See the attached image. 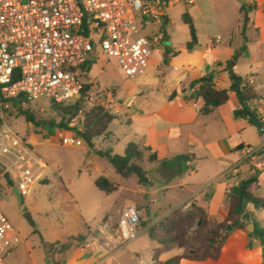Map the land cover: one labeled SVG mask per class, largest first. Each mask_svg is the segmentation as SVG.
I'll return each instance as SVG.
<instances>
[{
	"label": "crops",
	"instance_id": "0c3cea01",
	"mask_svg": "<svg viewBox=\"0 0 264 264\" xmlns=\"http://www.w3.org/2000/svg\"><path fill=\"white\" fill-rule=\"evenodd\" d=\"M242 2L239 6V23L235 29L242 39L232 35L221 37L212 34L208 27L200 33L193 15L190 14L196 29L197 45L189 51L187 44L191 37L181 44L168 31V26L173 25L170 11L162 24L146 26L141 32L143 35L151 37L162 34L163 42L155 47L144 75L135 80L126 77L119 81L126 95L123 104H120L118 88L114 87L116 108L110 112L114 113L115 117L118 113L122 114L131 130V135L122 144L123 154H117L113 147L107 146L108 143L114 144L109 136L101 138L100 146L96 145L97 140H94V148L87 146L88 154L94 155H98L97 151L108 150L113 154L124 155L131 142L150 148L151 151L145 152L142 162L148 184L152 188L158 186L156 191L179 192L182 198L178 206L191 202L194 207H199L205 212L210 224L222 223L228 219L233 188L253 175L258 176V182L253 185L251 191L264 198V143L259 127L251 125L248 120L235 117V111L241 107L235 92L230 94V99L225 105L216 108L211 114H203L201 109L204 102L198 97V87L193 84L201 78L214 76L217 89L234 87L227 65L239 52L233 70L244 84L248 85L249 79L254 78V84L248 86L255 91L258 99L250 102L249 106L252 110H259L264 120V102L257 103L264 101V0ZM243 5L249 10V23L244 35L241 13ZM218 37L221 40H217ZM244 46L246 48L242 50ZM91 71L88 72L87 80L96 82L91 76ZM175 92L177 95L171 99ZM35 141L37 143V139ZM247 147L258 151L257 160L245 158ZM151 154L156 155L153 162L149 160ZM184 163L187 171L183 168ZM145 164H148L149 168ZM253 167L255 170H252ZM153 203H158V199H153ZM128 207L140 206L129 204L118 213L119 216ZM141 207L143 209L139 210L144 215L145 222L156 218L158 211L149 204ZM246 212L252 215L254 223L264 229V210H256L253 205L248 204ZM113 226L114 224L106 222L107 235L98 232L103 237L100 243L90 244L87 236L84 244L78 246L75 243L66 254L56 255L55 260L61 264H112V258L107 254L105 245L122 242L121 232H114ZM250 234L247 224L245 229L232 230L214 258H181L179 262L172 263L176 257L188 253V246H172L167 251L168 258L165 263L264 264V242L252 238ZM20 238L22 242L21 234ZM67 240L47 243H65ZM19 250L18 245L11 257H17ZM155 259L159 260V255H156Z\"/></svg>",
	"mask_w": 264,
	"mask_h": 264
},
{
	"label": "built area",
	"instance_id": "2783aa9c",
	"mask_svg": "<svg viewBox=\"0 0 264 264\" xmlns=\"http://www.w3.org/2000/svg\"><path fill=\"white\" fill-rule=\"evenodd\" d=\"M179 1L0 0V169L5 168L0 179L10 190L17 187L22 197L28 195L44 166L32 144L7 122L17 110L13 102L18 99L28 106L47 98L75 105L82 100L78 111L81 120L94 108L114 110L116 89L87 80L88 72L82 68L90 63V57L99 60L103 56L115 59L129 80L144 75L164 36L149 37L141 32L146 26L166 21ZM185 3L190 5L193 0ZM253 84L254 78H250L248 85ZM85 85L91 90L83 96ZM254 111L261 120L259 133L264 143V120L259 110ZM78 125L61 130L63 145H83ZM245 155L246 159H258V151L249 147ZM179 209L191 212L194 205L188 202ZM143 217L137 207L122 211L118 226L124 242L138 238ZM20 242L16 226L0 207V264H8Z\"/></svg>",
	"mask_w": 264,
	"mask_h": 264
},
{
	"label": "rangeland",
	"instance_id": "374dc122",
	"mask_svg": "<svg viewBox=\"0 0 264 264\" xmlns=\"http://www.w3.org/2000/svg\"><path fill=\"white\" fill-rule=\"evenodd\" d=\"M242 4V0H193L192 4L187 5L185 0H180L170 10L173 25L168 26V31L178 43L183 44L190 40L189 27L182 19V15L189 12L193 15L200 33L208 27L212 34L221 37L232 35L242 39L241 34L235 30L239 23V6ZM89 64L92 65V78L108 88H118L120 104H123L126 95L119 81L126 76L117 61L103 56L99 60L90 57ZM28 107L37 125L29 123L19 108L7 122L19 136L32 144L34 153L44 166L40 172V180L34 183L29 194L23 197L22 205L0 179V207L13 221L22 237L18 256H10L8 264H51L43 241L64 242L72 235H86L90 244L100 243L103 237L98 232L107 235L106 222L114 224V232H120L118 213L129 204L140 206L137 207L140 210L143 209L141 206L149 204L158 214L153 220H142L140 234L136 240L126 243L122 239L121 243L105 245L107 254L112 258V264H162L168 258L167 251L182 242L188 246V252L194 249L200 254L204 253L209 226L201 227L200 223L188 227L186 216L190 212L181 209L177 210L174 217H168L183 206H178L182 198L179 192L156 191L158 186L152 188L149 184H142L137 177L128 180L122 178L99 155L88 154L85 143L80 147L63 145L59 139L61 130H67L71 124L78 122V127L81 130L84 128L85 120L78 118V114L72 121L66 119L68 128L60 130L57 125L51 127V122L59 123L60 118L52 109L50 99L42 98L29 102ZM130 135V126L122 114L118 113L108 132L96 139V145H101L103 136H109L114 144L108 143L107 146L113 147L117 154H123L122 144ZM145 166L149 168L148 164ZM101 176L117 183L118 192L111 195L101 192L95 186V180ZM155 198L158 203H153ZM158 217L161 218L153 223ZM159 222L160 232L156 236L164 238L171 231L170 236L172 235L175 242L169 240V244L161 245L149 238L148 230ZM156 255H159V260L155 259Z\"/></svg>",
	"mask_w": 264,
	"mask_h": 264
},
{
	"label": "trees",
	"instance_id": "16d2710c",
	"mask_svg": "<svg viewBox=\"0 0 264 264\" xmlns=\"http://www.w3.org/2000/svg\"><path fill=\"white\" fill-rule=\"evenodd\" d=\"M241 13L243 15L242 33L244 35L246 26L249 23V10L245 5L241 7ZM182 19L184 23L188 25L190 30L191 41L187 44V49L192 51L197 45L196 29L193 25L189 12L184 13L182 15ZM245 48L246 46H244L242 50H245ZM166 54H168V51ZM238 58L239 52L234 55L231 61L228 62L227 69L232 83L240 87L245 86V90H237L236 87H232L230 89H217L214 83V76H208L196 80L193 84L194 86L198 87V97L204 102L201 112L206 115L211 114L216 108L225 105L230 99V94L235 92L241 106L240 109L235 111V117L238 119L248 120L251 125L260 127L261 120L256 114V111L252 110L249 106L250 102L258 99V96L251 87L242 82V79L233 70ZM167 61L168 60L166 56L165 63H167ZM82 70L90 72L92 70V65L88 63L82 68ZM89 90H91V86L85 85L83 96ZM176 95L177 93L175 92L171 96V99H173ZM81 104L82 100L75 105L57 104L52 102V109L59 116L60 122L54 123V121H52L51 127L57 125L60 130L68 128V125L65 124V120L67 119V121H72L75 119ZM13 106L20 109V112H22V115L29 123L37 125L35 117L28 109V106L23 105V103L18 99L13 102ZM115 119L116 117L114 113L110 111H104L101 108H94L86 115L84 128L82 131L77 132V135L89 148H94V140L104 135V133L107 132L110 124H112ZM146 151H151V149L144 147L141 144L131 142L126 148L124 155L113 154L110 150L97 151V154L107 161L115 170V172L122 178L130 179L131 177H137L140 183L148 184L146 172L142 167V162L144 160ZM149 160L151 162L155 161L156 155L151 154ZM257 182L258 176L253 175L233 188L230 196L228 219L222 223L210 224L205 212L199 207H194L193 211L187 214L186 223L188 227L199 223H201V227L209 226L210 229L206 235V249L204 253L201 254L193 249L184 256L176 257L171 262L177 263L181 258H188L191 260L207 259L210 257L214 258L215 255L219 253L221 246L225 243L232 230L237 228L245 229L246 224L241 222L240 219L246 212L248 204L253 205L256 210H264V198L256 196L251 191V188ZM95 186L101 192L108 195L116 193L119 189L118 184L104 176L99 177L95 181ZM177 210L172 212L168 217H174L175 214H177L176 212H178ZM160 226L161 222L155 224L148 230L150 239L157 241L160 244H166L169 242V240L175 242V239H173L172 235L170 236V234H172L171 231H169L168 235H166L164 238H158L156 236V234L160 232ZM250 236L255 239H260L262 242H264V229L255 222V231L254 233H251ZM86 241V235H78L69 237L65 243L56 242L51 244L43 241V246L47 253L49 262L51 264H61L59 261L55 260L56 255H64L74 246L75 243H77L79 246L84 244ZM179 246L184 247L186 246V243L182 242L179 244Z\"/></svg>",
	"mask_w": 264,
	"mask_h": 264
},
{
	"label": "water",
	"instance_id": "95a60500",
	"mask_svg": "<svg viewBox=\"0 0 264 264\" xmlns=\"http://www.w3.org/2000/svg\"><path fill=\"white\" fill-rule=\"evenodd\" d=\"M234 87H236L237 90H245V86H237V85H234ZM183 168L185 171H187V167H186V163L183 164ZM7 182L9 183L10 182V177L8 174H6L5 176ZM12 192L14 193V195L16 196V198L18 199L19 203L22 205L23 204V197L22 195L20 194L19 190L17 187H14L12 189ZM241 222L247 224V231H249L250 233H254L255 231V223L253 222V218H252V215L248 212L244 213L241 217Z\"/></svg>",
	"mask_w": 264,
	"mask_h": 264
}]
</instances>
